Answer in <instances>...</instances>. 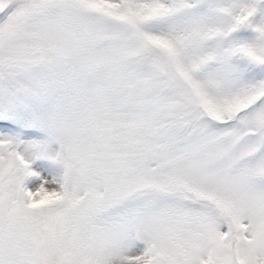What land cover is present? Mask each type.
<instances>
[{
    "label": "snow or ice",
    "instance_id": "1",
    "mask_svg": "<svg viewBox=\"0 0 264 264\" xmlns=\"http://www.w3.org/2000/svg\"><path fill=\"white\" fill-rule=\"evenodd\" d=\"M0 264H264V0H0Z\"/></svg>",
    "mask_w": 264,
    "mask_h": 264
},
{
    "label": "rangeland",
    "instance_id": "2",
    "mask_svg": "<svg viewBox=\"0 0 264 264\" xmlns=\"http://www.w3.org/2000/svg\"><path fill=\"white\" fill-rule=\"evenodd\" d=\"M38 163H45L46 164L47 162H38ZM49 167H51V166L49 165ZM52 172H53V175L56 174V170L54 168L52 169Z\"/></svg>",
    "mask_w": 264,
    "mask_h": 264
}]
</instances>
